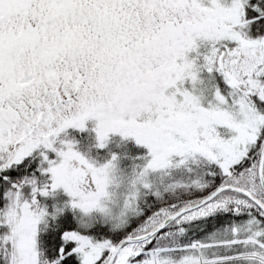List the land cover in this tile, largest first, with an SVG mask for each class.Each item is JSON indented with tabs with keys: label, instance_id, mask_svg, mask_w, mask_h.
<instances>
[{
	"label": "snow or ice",
	"instance_id": "1",
	"mask_svg": "<svg viewBox=\"0 0 264 264\" xmlns=\"http://www.w3.org/2000/svg\"><path fill=\"white\" fill-rule=\"evenodd\" d=\"M0 264H264V0H0Z\"/></svg>",
	"mask_w": 264,
	"mask_h": 264
}]
</instances>
